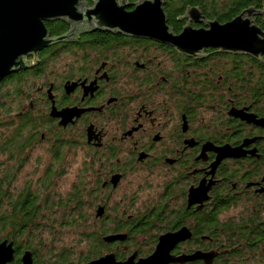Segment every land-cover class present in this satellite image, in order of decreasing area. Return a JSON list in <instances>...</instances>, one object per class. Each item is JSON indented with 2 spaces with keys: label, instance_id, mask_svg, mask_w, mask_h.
<instances>
[{
  "label": "flooded vegetation",
  "instance_id": "1",
  "mask_svg": "<svg viewBox=\"0 0 264 264\" xmlns=\"http://www.w3.org/2000/svg\"><path fill=\"white\" fill-rule=\"evenodd\" d=\"M81 2L85 10L95 0ZM114 2L132 13L141 0ZM161 9L174 37L228 24L246 10L264 32L262 0H162ZM44 26L54 39L82 25ZM24 61L30 68L1 83L25 76L14 98L16 125L26 135L21 117L29 116L37 136L21 156L1 160L3 183L15 182L38 145L50 158L45 172L54 158L60 165L79 152L82 169L68 197L83 199L73 214L88 224L92 217L99 253L80 264L107 255L138 264L158 248L168 254L164 264H264V54L211 47L188 54L93 31ZM34 232L0 229V244L13 251L8 264H21L26 252L38 264ZM112 236L120 238L105 241Z\"/></svg>",
  "mask_w": 264,
  "mask_h": 264
},
{
  "label": "water",
  "instance_id": "2",
  "mask_svg": "<svg viewBox=\"0 0 264 264\" xmlns=\"http://www.w3.org/2000/svg\"><path fill=\"white\" fill-rule=\"evenodd\" d=\"M81 5V0H0V82L11 74L30 68L29 63L24 61L28 56L35 57L42 49L80 32L109 31L152 39L188 54H200L207 47L253 58L264 54V32L250 20L251 10H246L228 24L210 23L207 31L184 29L180 36L174 37L165 24L162 0H141L132 13H125L124 8L117 6L114 0H95L93 8L85 10L80 8ZM50 21L82 26L73 30L71 35L50 39L44 26ZM58 115L63 119L67 116L64 112ZM61 125L65 124L61 122ZM118 238L107 237L105 241ZM12 253L11 245L0 244V264L10 263ZM167 255L158 248L151 257L140 260L138 264H154L157 261L164 264L168 262ZM129 263L131 260L116 263L112 255H107L84 264ZM21 264H33L29 252L22 256Z\"/></svg>",
  "mask_w": 264,
  "mask_h": 264
},
{
  "label": "trees",
  "instance_id": "3",
  "mask_svg": "<svg viewBox=\"0 0 264 264\" xmlns=\"http://www.w3.org/2000/svg\"><path fill=\"white\" fill-rule=\"evenodd\" d=\"M6 85L10 86L9 89H6ZM25 85H28V82L25 80V76L22 75L16 78H10L5 81V83L0 82V159L4 155L12 159L15 151L20 152L21 156L24 147L29 146L37 136L36 127H34L32 123L33 119H30L29 116L21 117V120L24 122L22 126L24 128H29L27 129L26 135L22 134L23 131L16 125V119L19 117L14 115V112H18V110L9 106L11 104L15 106L14 98L22 91V86ZM52 169L53 167L51 170L45 172L44 177L39 181L41 183L38 190L33 192L28 185L19 190L15 198H13L9 195L12 178H9L6 183H3L4 177H2L3 172L0 166V229L32 230L34 226L35 228L37 227L42 219L44 220L46 218L45 211L49 204L46 202V192L49 189L51 179L54 178V171ZM74 197L75 196L70 198L67 197L62 205L63 209H65V218L61 220V225L73 227L77 225V222L78 224L84 222L73 214L80 213L83 206V199H81V197ZM72 198H74V200H72ZM4 201L7 209L3 211ZM76 227H79V225ZM87 242L89 243V248L86 253H82L83 255L79 257L74 264H80L98 256L99 253L96 248L98 243L92 231L91 234L87 236ZM62 253L64 252L56 256L55 264L65 263V255Z\"/></svg>",
  "mask_w": 264,
  "mask_h": 264
},
{
  "label": "rangeland",
  "instance_id": "4",
  "mask_svg": "<svg viewBox=\"0 0 264 264\" xmlns=\"http://www.w3.org/2000/svg\"><path fill=\"white\" fill-rule=\"evenodd\" d=\"M9 87V85H6V89H9ZM9 106L15 108L13 104ZM15 114L16 112H14ZM29 154L27 162H21L22 166L17 168L15 182L10 187V196L17 194L19 190L28 185L34 191L37 180L40 177L43 178L45 169L50 164V158L44 154L41 145L36 146ZM78 154L79 152H69L68 157L61 159L60 165L56 163L59 160L53 159L54 178L51 179L47 191L49 193V204L45 211L46 218L42 219L36 228L35 226L32 228L35 231L32 243L38 264H48V262L49 264H55L56 256L61 252H64L62 254L65 255L66 259L63 264H72L89 248L87 236L91 234L92 217L89 224L87 221L82 222V224L77 222L76 226L79 225V227L60 224L61 220L65 218V209L62 205L68 195L73 193L74 184L78 181L76 175L80 174L82 169V158ZM2 158L0 162L1 160L8 162L9 158L7 156L4 155Z\"/></svg>",
  "mask_w": 264,
  "mask_h": 264
}]
</instances>
